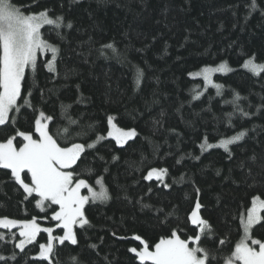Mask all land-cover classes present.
<instances>
[{
  "label": "trees",
  "instance_id": "trees-1",
  "mask_svg": "<svg viewBox=\"0 0 264 264\" xmlns=\"http://www.w3.org/2000/svg\"><path fill=\"white\" fill-rule=\"evenodd\" d=\"M14 3L26 12L47 9L50 15L62 14L73 26L59 29V36L49 26L42 29L44 38L59 48L58 74L45 66L50 53L40 56L35 72L27 70L22 96L31 89L34 108L10 114L17 116L16 123L10 120L0 126V142L17 130L34 133L40 111L53 116L50 133L59 132L62 145L73 141L87 145L98 134L106 137L109 115L118 127L137 133L122 147L106 137L74 166L80 178L97 190L94 182L103 176L111 199L85 205L89 225L77 226L78 246L68 242L59 246L55 241L52 264H140L130 251L142 246L135 236L153 249L172 230L181 238L200 234L189 219L197 198L201 217L214 229L213 238H204L201 244L216 254L220 264L243 234L241 214L246 216L254 197L264 199V73L256 75L243 67L253 55L257 63L264 62V0H257L258 9L251 13L246 9L250 0ZM113 42L117 52L105 49L101 54V46ZM222 62L230 70L213 74V82L223 86L222 95L206 87L202 78L189 75ZM137 69L144 72L139 83ZM197 90L203 95L194 99ZM235 93L241 97L239 109L255 115L244 117L234 110L230 102ZM65 127L68 134L61 131ZM241 130H247V136L230 145L229 152L220 147L201 152L205 137L218 144ZM15 143L21 146L22 137ZM153 168L168 169L164 182L170 187L143 178ZM26 195L10 170L0 169V218L35 217L42 227H52L53 235H62L58 222L51 219L58 206L41 210L36 206L39 197L25 199ZM0 233L6 237L0 240V255L17 253L9 264H36L33 257L48 235L41 232L20 252L15 248L18 236L12 240L7 230ZM251 236L264 241V221L254 226ZM92 244L98 251L89 247ZM75 253H80L78 259Z\"/></svg>",
  "mask_w": 264,
  "mask_h": 264
},
{
  "label": "snow or ice",
  "instance_id": "snow-or-ice-1",
  "mask_svg": "<svg viewBox=\"0 0 264 264\" xmlns=\"http://www.w3.org/2000/svg\"><path fill=\"white\" fill-rule=\"evenodd\" d=\"M246 9L249 13L257 10V0H250ZM45 26L55 30L59 36V29L63 27L72 28L73 25L70 21L65 22L62 14L50 15L47 9L38 13L26 12L22 6L16 5L14 0H0V126L5 125L10 120L15 125L17 116L11 115L10 117V114H18L25 108H34L29 99L32 95L31 89L23 96L22 89L26 83L27 70L31 69L35 72L37 68L38 54L50 53L51 58L47 60L45 66L50 73L58 74L56 65L59 48L44 38L42 29ZM105 49L117 52L114 42L102 45L101 54ZM243 67L256 75L264 73V62L257 63L254 55L245 60ZM229 70L227 63L222 62L215 67L204 66L199 71L189 75L193 78H202L206 87H214L217 94L222 95L220 90L223 86L213 82V74ZM143 78V69H137V83L141 82ZM197 89H199V85H197ZM201 95L203 92L197 90L193 98L198 99ZM240 99L239 93H235L230 102L234 105V110H240L244 117L255 115V113L239 109L237 101ZM62 107L64 106L62 105ZM228 115L231 116L232 113ZM53 119V116L40 111L39 116L35 119L34 133L17 130L6 142H0V169L10 170L11 177L27 194L25 199L36 194L39 197L36 200V206L41 210H44L45 206H58V210L53 211L51 219L58 222L56 227L63 231V234L59 236L53 235L54 229L52 227L42 228L35 217L30 220L0 218V229L7 230L12 240H16L17 236L19 237L18 242L15 243V248L19 249L20 252H24L27 245L36 242L37 236L41 232L48 234L47 242L39 243L38 256L33 257L36 264H42L45 261L52 264L51 258L54 256L57 247L54 245V241L59 246H64L65 242L71 246H78L75 226L83 228L85 225H89L84 214L85 205L90 202L105 203L111 199L103 176L98 177L94 182L96 186H99V190H97L86 179L80 178V173L74 168L86 150L95 148L96 144L106 137L98 134L96 140L87 143V145L74 141L62 145L57 138L60 133L58 132L56 136L50 133L49 123ZM113 120V116L107 117L109 127L107 137L114 139L118 146L122 147L136 137L135 129L125 130L118 127ZM71 123L74 124L76 121H71ZM92 127L89 125V128ZM61 131L65 134L69 133V129L66 127ZM246 136L247 130H241L226 139H221L218 144L209 143L205 137L200 149L203 152L207 149L220 147L225 152H229L230 145L242 141ZM16 137H22V144L19 147L14 144ZM101 159L103 158L101 157ZM117 159V156H113V160ZM252 159L255 157L253 156ZM177 162L179 163V161ZM22 173L24 174L23 177ZM29 174L30 182H26ZM87 174H92L90 168ZM167 175L168 169L153 168L143 178L148 181L155 179L162 183L165 188H168L170 185L164 182ZM82 189H85L88 194H82ZM196 192L198 194L199 189H196ZM200 209L201 204L197 198L195 209L191 211L189 219L192 225L199 228L200 234L194 237L181 238L176 230H172L169 237L161 238L158 243H155L154 250H150L149 244L141 240L140 236H135L134 239L141 241L143 247L141 250L134 247L130 251L135 253L140 264H145V262H150V264H216V254L201 244L202 239L213 238L214 229L208 220L201 217ZM262 213H264V199L256 196L252 199L251 207L247 209L246 216L241 214L240 223L243 234L239 242L235 244V249L230 255L220 258V264H264V241L253 239L251 236L254 226L264 221ZM12 229H18V233L12 232ZM5 239V235L0 233V240ZM219 244L224 245L225 240L220 239ZM89 247L98 251V245L92 244ZM74 255L78 259L80 253ZM16 259V252H13L9 257L0 255V262L3 264H9V261Z\"/></svg>",
  "mask_w": 264,
  "mask_h": 264
},
{
  "label": "rangeland",
  "instance_id": "rangeland-1",
  "mask_svg": "<svg viewBox=\"0 0 264 264\" xmlns=\"http://www.w3.org/2000/svg\"><path fill=\"white\" fill-rule=\"evenodd\" d=\"M45 54H46V53H44V54H38V60H39V58H40V56H41V55H43V56H44ZM38 60H37V61H38ZM113 122L115 123V121H114V120H113ZM106 137H107V135H106ZM34 138H36V136H35V135H34ZM14 144H16V143H15V140H14ZM29 175H30V174H29ZM23 176H24V174L22 173V177H23ZM165 179H166V177H165ZM26 182H27V181H26ZM84 190H85V189H82V190H81L82 194H88V193H87V192H85ZM194 209H195V207H194ZM194 209H193V210H194ZM199 214H200V211H199ZM262 215H264V213H262ZM261 222H262V221H261ZM41 227H42V226H41ZM42 228H43V227H42ZM76 228H77V226H75L74 230H76ZM17 230H18V229H17ZM251 235H252V232H251ZM38 236H39V234H38ZM38 236H37V237H38ZM141 240L145 241L144 239H141ZM17 242H18V241H17ZM145 242H146V241H145ZM249 242H250V241H249ZM54 243H55V241H54ZM142 247H143V244H142V246H140V247H139V248H137V249H138V250H141V249H142ZM256 247L258 248V246H256ZM150 250H154V248H153V249H152V248H150Z\"/></svg>",
  "mask_w": 264,
  "mask_h": 264
}]
</instances>
